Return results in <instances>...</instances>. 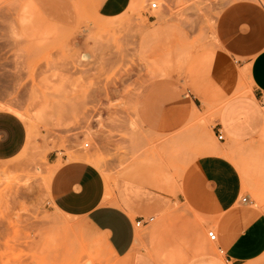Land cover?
<instances>
[{"label": "rangeland", "instance_id": "374dc122", "mask_svg": "<svg viewBox=\"0 0 264 264\" xmlns=\"http://www.w3.org/2000/svg\"><path fill=\"white\" fill-rule=\"evenodd\" d=\"M94 5L0 0V110L26 126L22 151L0 160V264H127L84 219L56 211L50 152L67 160L82 153L111 184L125 178L174 194L182 170L213 136L210 118L226 98L249 90L236 61L260 46L264 0H132L108 19ZM220 23L241 31L228 39V59L214 32ZM175 91L182 101L190 95L196 113L172 137L149 118L161 100L173 103ZM174 116L170 105L169 123ZM251 148L250 166L239 161V147L227 156L264 206V182L256 179L264 174V143Z\"/></svg>", "mask_w": 264, "mask_h": 264}, {"label": "crops", "instance_id": "0c3cea01", "mask_svg": "<svg viewBox=\"0 0 264 264\" xmlns=\"http://www.w3.org/2000/svg\"><path fill=\"white\" fill-rule=\"evenodd\" d=\"M131 2L95 0L94 6L98 17L108 19L124 14ZM214 32L228 59V39L241 31L220 23ZM255 37L260 46L247 58L239 54L236 61L246 72L249 90L226 98L210 118L213 136L208 132L202 151L182 170L174 194L148 190L125 178L111 184L110 177L82 153L67 160L53 150L48 157L49 190L56 211L84 219L127 264H264V206L257 205L237 164L227 156V150L239 147L238 160L250 166L251 147L264 143V33ZM237 49L241 51L243 43ZM173 94L171 123L167 99L156 107L154 119L149 118L162 135L174 131L172 137L180 135L184 121L196 113L190 95L182 101L179 92ZM25 144V123L0 110V160L15 157ZM260 162L259 168L264 167V156ZM256 179L264 182V174ZM70 180L76 183L69 187ZM209 229L216 233V241L210 244L206 242Z\"/></svg>", "mask_w": 264, "mask_h": 264}, {"label": "built area", "instance_id": "2783aa9c", "mask_svg": "<svg viewBox=\"0 0 264 264\" xmlns=\"http://www.w3.org/2000/svg\"><path fill=\"white\" fill-rule=\"evenodd\" d=\"M223 138L222 134L217 135V139L221 140ZM84 146L86 147L87 144L85 143ZM137 225L139 224V221L136 223ZM206 237L210 242H215L216 241V233L213 229H209L206 231Z\"/></svg>", "mask_w": 264, "mask_h": 264}, {"label": "snow or ice", "instance_id": "6c2138e0", "mask_svg": "<svg viewBox=\"0 0 264 264\" xmlns=\"http://www.w3.org/2000/svg\"><path fill=\"white\" fill-rule=\"evenodd\" d=\"M261 7L264 8V5H262ZM72 183H76V181H74V180H70V181H69V187L71 186ZM78 191H80L81 193L83 192V190H80V189H78ZM78 199H79V198L77 197V198H76V201H74V203H75V202H78ZM95 203H96V201L94 200V201H93V204H95ZM91 206H92V205H89V207H91ZM100 211H102V209H101Z\"/></svg>", "mask_w": 264, "mask_h": 264}, {"label": "bare ground", "instance_id": "6f19581e", "mask_svg": "<svg viewBox=\"0 0 264 264\" xmlns=\"http://www.w3.org/2000/svg\"><path fill=\"white\" fill-rule=\"evenodd\" d=\"M258 1H260V0H258ZM261 5V4H260Z\"/></svg>", "mask_w": 264, "mask_h": 264}]
</instances>
